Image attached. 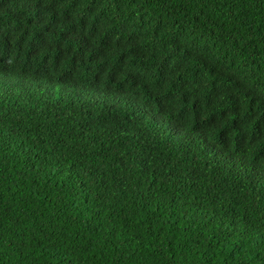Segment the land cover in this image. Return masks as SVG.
Listing matches in <instances>:
<instances>
[{
	"label": "trees",
	"instance_id": "1",
	"mask_svg": "<svg viewBox=\"0 0 264 264\" xmlns=\"http://www.w3.org/2000/svg\"><path fill=\"white\" fill-rule=\"evenodd\" d=\"M0 264H264V0H0Z\"/></svg>",
	"mask_w": 264,
	"mask_h": 264
},
{
	"label": "rangeland",
	"instance_id": "2",
	"mask_svg": "<svg viewBox=\"0 0 264 264\" xmlns=\"http://www.w3.org/2000/svg\"><path fill=\"white\" fill-rule=\"evenodd\" d=\"M76 92L81 95L82 98L84 99H103V98H109V99H114L120 102H126L132 105L133 103H130L129 100L126 99L125 96L123 95H113L112 93H107L101 90L97 89H92V90H76ZM136 108H139L138 105H135Z\"/></svg>",
	"mask_w": 264,
	"mask_h": 264
}]
</instances>
